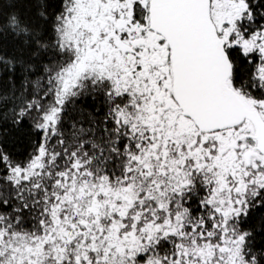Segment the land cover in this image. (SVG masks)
Listing matches in <instances>:
<instances>
[{
  "label": "snow or ice",
  "instance_id": "snow-or-ice-1",
  "mask_svg": "<svg viewBox=\"0 0 264 264\" xmlns=\"http://www.w3.org/2000/svg\"><path fill=\"white\" fill-rule=\"evenodd\" d=\"M0 264H264V0H0Z\"/></svg>",
  "mask_w": 264,
  "mask_h": 264
}]
</instances>
